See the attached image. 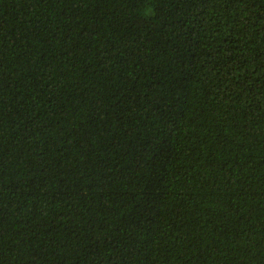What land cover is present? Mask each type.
Wrapping results in <instances>:
<instances>
[{
    "label": "trees",
    "instance_id": "1",
    "mask_svg": "<svg viewBox=\"0 0 264 264\" xmlns=\"http://www.w3.org/2000/svg\"><path fill=\"white\" fill-rule=\"evenodd\" d=\"M0 264H264V0H0Z\"/></svg>",
    "mask_w": 264,
    "mask_h": 264
}]
</instances>
